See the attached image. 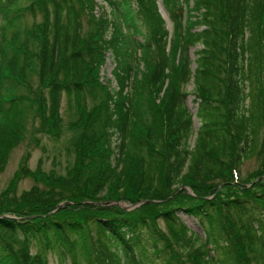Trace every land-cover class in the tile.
<instances>
[{
  "label": "trees",
  "instance_id": "obj_1",
  "mask_svg": "<svg viewBox=\"0 0 264 264\" xmlns=\"http://www.w3.org/2000/svg\"><path fill=\"white\" fill-rule=\"evenodd\" d=\"M102 2L0 0V173L31 121L59 140L73 114L65 172L26 156L0 194V264H264V0Z\"/></svg>",
  "mask_w": 264,
  "mask_h": 264
},
{
  "label": "rangeland",
  "instance_id": "obj_2",
  "mask_svg": "<svg viewBox=\"0 0 264 264\" xmlns=\"http://www.w3.org/2000/svg\"><path fill=\"white\" fill-rule=\"evenodd\" d=\"M27 2V0H25ZM97 2L100 5H105L102 0H97ZM160 8L162 9L163 14L166 16V19L168 21L169 29L171 31V34H173V26L169 19V16L166 14V10L164 9V6L160 2ZM96 13L98 14V7L96 8ZM28 21L32 20L31 16H27ZM129 23H125L124 21L121 23V30L124 33V37L133 39L132 37H136L141 42L144 41V36L147 33V27L143 24V22H139V32H137L136 28L129 27ZM84 26L85 30L89 28L87 25L86 20H84ZM140 33V34H139ZM196 48H192L191 55L194 56V50ZM116 64L108 67L113 69ZM195 66V64H194ZM142 63L140 66H138L136 69H141ZM107 71H103V73H106ZM141 74L137 72V77ZM115 85V83H114ZM189 90L193 89V84L191 83L188 86ZM187 105L190 107L191 111L193 113L196 112V102L194 95H189L187 99ZM67 97L65 96L62 101V114L64 116V122H65V129H64V135L59 139L55 140L51 138L48 134L43 132L37 131V122L32 124V121L28 125V129L25 134V138L23 141L15 147L9 157V161L7 164L6 169L0 173V194L8 188L10 181L15 174L16 170L19 169L21 165V161L26 158V156H29L28 159V165L30 168L35 169L39 161L43 160V168L46 170H50L52 168H56L60 172H65V167L69 163L70 159H73L71 155H69V152L67 150V145L69 144V138L71 136V132L67 130L68 122L71 120L73 114L71 115V112L67 109ZM200 126V122L197 117H195V123L194 128L197 130ZM193 137V143H194ZM259 165V159L257 156H253L245 161V163L242 166L241 169V176L243 178H247L249 174L254 171ZM36 181L32 178H24L20 184L19 188L17 189V193L21 194L24 190L30 189ZM187 191L192 193L191 189L189 187H186ZM107 190H105L102 194L106 193ZM123 206H128V203L122 202ZM139 205H136L137 207ZM135 207H132L130 209H133ZM181 219L189 226V228L199 234L200 236L204 237L205 232L204 228L201 225L200 221L194 217L190 216L189 214L185 212H180ZM160 224L163 228H166V224L163 220L160 221ZM36 251V247L33 249ZM49 264H60L59 258L54 253H49Z\"/></svg>",
  "mask_w": 264,
  "mask_h": 264
},
{
  "label": "built area",
  "instance_id": "obj_3",
  "mask_svg": "<svg viewBox=\"0 0 264 264\" xmlns=\"http://www.w3.org/2000/svg\"><path fill=\"white\" fill-rule=\"evenodd\" d=\"M115 64L114 58L112 57V54H108V58H107V66H112Z\"/></svg>",
  "mask_w": 264,
  "mask_h": 264
},
{
  "label": "water",
  "instance_id": "obj_4",
  "mask_svg": "<svg viewBox=\"0 0 264 264\" xmlns=\"http://www.w3.org/2000/svg\"><path fill=\"white\" fill-rule=\"evenodd\" d=\"M221 186H222V185H221ZM221 186H220V187H221ZM124 207H126L127 209H130V208H132V207H135V205H133V206H132V205H130V206H124Z\"/></svg>",
  "mask_w": 264,
  "mask_h": 264
},
{
  "label": "bare ground",
  "instance_id": "obj_5",
  "mask_svg": "<svg viewBox=\"0 0 264 264\" xmlns=\"http://www.w3.org/2000/svg\"><path fill=\"white\" fill-rule=\"evenodd\" d=\"M112 57L115 58L114 54H112ZM105 65H107V62H104V64L101 67H104Z\"/></svg>",
  "mask_w": 264,
  "mask_h": 264
}]
</instances>
